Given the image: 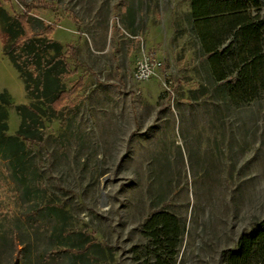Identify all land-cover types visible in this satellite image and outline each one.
Wrapping results in <instances>:
<instances>
[{"label": "rangeland", "instance_id": "rangeland-1", "mask_svg": "<svg viewBox=\"0 0 264 264\" xmlns=\"http://www.w3.org/2000/svg\"><path fill=\"white\" fill-rule=\"evenodd\" d=\"M24 3L56 22L51 37L75 48L68 61L90 79L28 146L26 183L0 158V264H87L79 238L101 245L99 264H143V225L159 210L184 225L175 264H222L241 234L264 230V93L237 105L211 79L190 0H0L11 14ZM7 37L0 29V91L18 105ZM141 46L159 62L147 81L133 77Z\"/></svg>", "mask_w": 264, "mask_h": 264}, {"label": "trees", "instance_id": "trees-1", "mask_svg": "<svg viewBox=\"0 0 264 264\" xmlns=\"http://www.w3.org/2000/svg\"><path fill=\"white\" fill-rule=\"evenodd\" d=\"M21 14H11L0 5V29L8 35L5 55L23 83L28 104L15 106L19 125L8 132V109L12 97L0 92V158L8 162L12 178L26 183L33 165L30 144H41L45 124L61 120L72 105L71 96L83 87L82 77L68 88L76 73L67 48L51 37L56 22L49 25L29 14L24 3ZM190 33L200 45L209 75L237 105L264 93V15L260 0H190ZM39 25L34 28L33 22ZM75 107V106H74ZM264 225V220L262 221ZM148 239L143 264H175L184 235V225L174 214L152 212L143 225ZM78 257L99 264L100 244L88 238L77 240ZM92 252L91 259L88 255ZM222 264H264V230L241 234L236 248L222 252Z\"/></svg>", "mask_w": 264, "mask_h": 264}, {"label": "built area", "instance_id": "built-area-1", "mask_svg": "<svg viewBox=\"0 0 264 264\" xmlns=\"http://www.w3.org/2000/svg\"><path fill=\"white\" fill-rule=\"evenodd\" d=\"M159 66L153 57H151L141 46L139 56L136 60L133 77L136 81H147L155 75L156 68ZM165 91H169L167 84L164 82Z\"/></svg>", "mask_w": 264, "mask_h": 264}, {"label": "crops", "instance_id": "crops-1", "mask_svg": "<svg viewBox=\"0 0 264 264\" xmlns=\"http://www.w3.org/2000/svg\"><path fill=\"white\" fill-rule=\"evenodd\" d=\"M3 34H4V33H3ZM7 38H8V37H7ZM8 41H9V38L6 40V43L3 45V49H5V50H6V47H7ZM76 67H78V69H77ZM76 67H74V69H77L75 75H77L78 77H82L83 82H84L83 87H82V89H83V88H85V84H86V82L89 81L90 78H89V77H86V76H83V74H82V70L80 69V67H79V66H76ZM0 92H1V91H0ZM25 97H26V95H25ZM28 103H29V100L26 98V103H22V104H28ZM18 105H19V104H18ZM12 106H13V107L16 106V105H14L13 100H12ZM8 114H9V111H8Z\"/></svg>", "mask_w": 264, "mask_h": 264}]
</instances>
